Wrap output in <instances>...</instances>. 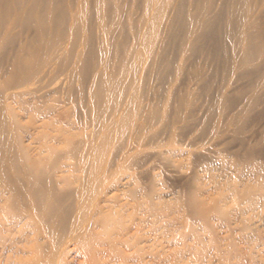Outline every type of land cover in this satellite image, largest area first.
<instances>
[{"label":"bare ground","instance_id":"1","mask_svg":"<svg viewBox=\"0 0 264 264\" xmlns=\"http://www.w3.org/2000/svg\"><path fill=\"white\" fill-rule=\"evenodd\" d=\"M204 137L190 164L237 147L227 192L205 197L193 168L177 172V196L158 195L145 164L175 165L176 144ZM263 157L264 0H0V238L18 234L19 263L63 264L73 244L86 264H153L171 246L154 253L146 220L171 248L197 260L206 240L220 256L212 263L227 264L234 226L264 234L247 212L264 204ZM242 169L251 182L238 180ZM168 207L186 217L191 244ZM215 215L225 220L208 234Z\"/></svg>","mask_w":264,"mask_h":264},{"label":"rangeland","instance_id":"2","mask_svg":"<svg viewBox=\"0 0 264 264\" xmlns=\"http://www.w3.org/2000/svg\"><path fill=\"white\" fill-rule=\"evenodd\" d=\"M17 103H12V106L16 109V110H19V111H17V113H19L18 115H17V117L19 116V117H22V118H24V119H20L19 117H18V119H20V121L23 123V124H28V114L26 113V112H24V111H22L21 109H19V106H18V104L16 105ZM16 105V106H15ZM27 115H26V114ZM199 113V114H198ZM197 114L198 115H201L202 114V111L201 110H198V112H197ZM25 116H27V117H25ZM25 122V123H24ZM262 122H260L259 124H261ZM25 134H29V132H25L24 133V135ZM27 135H25V136H27ZM24 136V138H26ZM187 137H188V135H187ZM210 141H209V139H207V137H204L202 140H201V142L200 143H195V144H190L189 143V140L187 139V138H185V139H183L181 142H180V145L179 144H176V147H179V148H175V149H178V150H174V151H171L170 152V154L169 153H167V154H169V155H173V158L174 159H176V161H177V163H179V164H177V165H180V166H177L176 168H175V166H176V164L175 165H172V166H168V167H166V165H164V164H162L161 165V163H159V161H149V164L147 163V164H145V166H150V165H152V171L155 173V175H159L160 176V178L161 179H159L157 176L155 177V188L157 189V192H158V195L159 194H161V196L162 197H164V198H166V197H174V196H177L179 193H180V191H181V187H180V185H179V183H177L175 180H174V178L176 177V175H177V172L180 170L181 172L182 171H184V172H182L184 175H185V173L186 174H188L189 173V170L191 169V171H194L195 169V173L197 174V177H198V175H199V177H198V179H196L195 180V183L197 184V180H198V184H200V188H201V191H202V193H201V191L198 189V191L201 193V194H203L205 197H213V198H217V196L219 195V193L222 191V190H225V182L224 181H226V179H227V177L228 176H230L231 175V177H233L234 178V175L233 174H235V171H236V167H232V165H228V163H226L225 161L227 160V159H230V157H231V152H233V150L234 149H236L237 147H232L231 149H225V148H223L220 144L219 145H216V146H214L213 148L216 150V157L214 156V154L213 153H211L212 155V157L210 158V157H208V156H206L207 158H205L204 157V159L206 160V159H208V158H210V160L208 161L207 160V162L206 161H204L203 162V160L204 159H202V158H200L201 160H200V162H199V164H197V162H198V160L195 162L196 163V165L195 164H190L191 163V158H189V157H191L190 155H189V152H191V155L193 154V152L191 151L192 149H193V151L194 150H198V149H202L201 151L202 152H204V150H206L205 148H208V146L210 145V143H209ZM179 145V146H178ZM190 145V146H189ZM193 147H192V146ZM204 146H205V148H204ZM186 148V149H185ZM189 151V152H188ZM172 152H174L175 154H173ZM188 152V153H187ZM206 152V151H205ZM217 152H219V153H217ZM172 153V154H171ZM185 154L184 156H183V154ZM220 154V155H219ZM226 156H225V155ZM229 154V155H228ZM175 155V156H174ZM177 155V156H176ZM189 155V156H188ZM223 155V156H222ZM228 156V157H227ZM233 156V155H232ZM179 157V158H178ZM187 157V158H186ZM192 157H193V155H192ZM216 159H215V158ZM226 159H225V158ZM221 160H220V159ZM233 158V157H232ZM264 158V157H263ZM189 159V160H188ZM215 159V160H214ZM261 162H262V160H263V162H264V159H259ZM179 161V162H178ZM182 161V162H181ZM185 161H188V163H189V165H188V163L186 164L185 163ZM215 161V162H214ZM156 162V163H155ZM203 163V164H202ZM225 163V164H224ZM153 164H154V166H153ZM185 166H184V165ZM204 164H206V165H204ZM212 166H211V165ZM164 165V166H163ZM183 165V166H182ZM188 165V166H187ZM225 165V166H224ZM228 165V166H227ZM196 166V167H195ZM199 166V167H198ZM202 166V167H201ZM206 166V167H205ZM222 166V167H221ZM180 167V168H179ZM212 167H214V168H212ZM225 167H227V168H225ZM151 168V167H150ZM156 168V169H155ZM193 168H195L194 170H193ZM202 168V169H201ZM222 168V169H221ZM166 169V170H165ZM169 169V170H168ZM174 169V170H173ZM184 169H186V170H184ZM213 169V170H212ZM234 170L233 172H232V170ZM158 170V171H157ZM198 170V171H197ZM203 170V171H202ZM205 170V171H204ZM229 170H231L230 172H232V173H230L229 172ZM159 172V174L157 173V172ZM174 171V172H173ZM197 171V172H196ZM200 171V172H199ZM228 171V172H227ZM172 172V173H171ZM188 172V173H187ZM212 172V173H211ZM240 172H242L241 174H240ZM245 172V173H244ZM247 172V173H246ZM250 172H251V169H242L241 171H238V173L237 174H240V175H238L237 177H238V180H241L240 182L241 183H248V182H251L253 179H254V176H253V174H254V172L252 171L251 172V175H250ZM263 174H264V169H263ZM261 172V173H262ZM157 173V174H156ZM223 175H222V174ZM209 174H210V176H212V177H210L209 176ZM222 176H221V175ZM227 174V175H226ZM262 174V175H263ZM173 175V176H172ZM216 175V176H215ZM244 175H246V177L244 176ZM172 176V177H171ZM243 176V177H242ZM170 177V179H168ZM205 177V178H204ZM210 177V178H209ZM251 177H253V179L251 178ZM163 178L165 179V180H163ZM173 180H172V179ZM207 178V179H206ZM222 178H224V179H222ZM245 179V182H243L244 180L243 179ZM251 178V179H250ZM264 178V177H263ZM204 179V180H203ZM216 179V180H215ZM159 180V181H158ZM208 180V181H207ZM173 181H174V183H173ZM224 184V186H223V184L221 183V182ZM247 181V182H246ZM209 182H211V184L209 183ZM161 183H162V185H161ZM158 184V185H157ZM163 184H167V185H163ZM171 184V185H170ZM197 184V186H198V188H199V185ZM202 184V185H201ZM174 185V186H173ZM176 185H177V187H176ZM208 185V186H207ZM132 186H134V184L133 183H131L128 187L129 188H131ZM136 186V188H137V192H138V194L139 193H141L142 192V189H143V183L142 182H140L139 180H138V184L137 185H135ZM127 187V188H128ZM138 188H140V189H138ZM221 188V189H220ZM141 190V192H139ZM219 191V192H218ZM205 192V193H204ZM207 192V193H206ZM216 192V193H215ZM222 192H224V191H222ZM225 192H227V190H225ZM165 194V196H164V194ZM216 194V195H215ZM172 195V196H171ZM174 195V196H173ZM213 195V196H212ZM174 199V198H173ZM226 200L227 201H229V198H226ZM170 202H171V200H170ZM172 202H173V200H172ZM258 202V201H257ZM261 202V201H260ZM171 208H172V206H171ZM170 207H168L167 208V213H169V212H171V213H169L168 215H169V220H170V226H180V234L181 235H179L180 236V238H182L183 236L186 238L185 240H187L188 241V243H189V239H191V237H192V234L190 233L189 234V232H186V229H185V227H182L180 224H181V222L182 221H184V222H182V223H185V221L187 220L186 219V217L185 218H181L180 219V217L177 215V214H179V212L180 211H178L177 212V210L176 211H174L175 209H171ZM173 208H175V207H173ZM170 209V210H169ZM252 209H254V210H252ZM172 210V211H171ZM250 210H252V211H247L248 213H249V216H250V219H251V221H257V222H259V223H262V219H264V204H260V203H255L252 207H251V209ZM259 210L261 211V212H259ZM257 213H256V212ZM177 213V214H175V213ZM175 214V216H174V214ZM232 213V216L236 213V211H233V212H231ZM234 213V214H233ZM247 213V214H248ZM253 213V214H252ZM261 213V214H260ZM255 214H256V216H255ZM258 214H260V216L258 215ZM180 215H181V212H180ZM182 215L183 216H185V214L182 212ZM144 216V214H141L140 212L139 213H137L136 214V220H139V218L142 220V219H144L145 217H143ZM174 216V217H173ZM176 216H178L177 218H175ZM255 216V217H254ZM172 217L173 218H175V219H172ZM215 218H213L212 219V222L214 223H212V225L213 226H211V229H208V230H205L208 234L209 233H213L214 235H216V233H219V231H220V229L218 228V226L216 225V224H218V223H220V222H224V220L225 219H223V218H219L220 216H214ZM253 217V218H252ZM215 221V222H214ZM220 221V222H219ZM217 222V223H216ZM142 223H143V225H144V227H143V229H145V231H147L148 233H149V235H150V237H152L153 235L155 236V243L152 245V249H153V251H154V253H157V252H161L164 248H165V250L167 249V247H168V245H170L171 247H172V245H171V243H172V240L170 241L171 243H169V241H166L165 242V240L163 241L162 239L164 238V235H163V231H164V229L163 228H153L152 227V225H150L149 224V222L148 221H146V220H143V221H141V225H142ZM144 223H148V224H144ZM142 225V226H143ZM146 225H149V227H147ZM216 225V226H215ZM236 227V228H235ZM238 226H234V229L232 230V232H231V234L230 235H228V236H230V237H233L234 239H236V240H233V238H232V240L234 241H232V244H230V242L229 243H227V244H225V247H224V249H223V251H224V256H225V258H226V260H225V262L227 263V264H233V263H235V264H264V247H263V245H264V234L262 233L261 235L260 234H256V233H253V232H248L247 230H242V231H240L239 230V227L237 228ZM153 229V230H152ZM155 229V230H154ZM162 229H163V231H162ZM235 229H237V230H235ZM158 230V231H157ZM160 231V232H159ZM204 231V230H203ZM203 232V235L202 236H205V235H207V233L206 232ZM151 232V233H150ZM163 232V233H162ZM12 235H14V238H12V239H10L11 237H12V235L11 234H8L7 235V233L6 232H4V233H2V236H1V238H0V255H3V256H1V258H0V260H2V261H0V264H21V263H19L18 261H19V258L17 257L18 255H19V253L18 252H16L14 249H15V247H14V245L13 244H15V238H16V236L18 235V234H13L12 232H10ZM166 233V232H165ZM202 233V232H201ZM5 234H6V237H5ZM183 234V235H182ZM185 234V235H184ZM186 234H187V236H186ZM9 235H11V236H9ZM153 236V237H154ZM157 236L160 238H157ZM182 236V237H181ZM5 239H4V238ZM183 237V238H184ZM189 237V239H187ZM3 238V239H2ZM182 238V239H183ZM11 241H10V240ZM14 239V240H13ZM17 239V238H16ZM165 239V238H164ZM239 239H241L242 241L244 240V242H242L241 240H239ZM2 240H4V243H3V241ZM7 240H9L10 242H11V245L10 244H8V245H6L7 243H8V241ZM184 240V239H183ZM1 241H2V243H1ZM12 241H14V243L12 242ZM162 241V242H161ZM238 241H240L239 242V244H238ZM253 241V242H252ZM6 242V243H5ZM9 242V243H10ZM168 242V243H167ZM191 242V241H190ZM245 242L249 245H247V244H245ZM258 242V243H257ZM260 242V243H259ZM13 243V244H12ZM161 243H163V244H161ZM252 245H251V244ZM4 245V247H3V245ZM168 244V245H167ZM189 244H191V243H189ZM192 244H193V242H192ZM208 244H211L209 241H208V243H207V241L206 240H204V245L202 244V246H203V248L206 250H208V248H209V250L210 251H213V252H211V253H213V254H211L210 252H208L207 250V253L206 254H204V256H202V257H200V258H198L197 257V260H198V262L200 261V264H201V262H202V264H206V262H208L207 264H216V263H212V261L213 260H215V261H213V262H217V258L219 257V259H220V256H218V254H217V252H216V250L212 247V245L211 246H209ZM235 244V247L232 249L231 247H232V245H234ZM237 244V245H236ZM258 246H257V245ZM71 245V246H70ZM247 245V246H246ZM262 245V246H261ZM72 246H74L73 244H69L68 245V253H67V259H66V261L63 263V264H86V263H84L85 261H84V254L82 253V252H79V250L77 249L76 250V248L75 247H72ZM164 246H166V247H164ZM169 246V247H170ZM208 246V247H207ZM224 246V245H223ZM231 248V251H230V249H229V247ZM237 246V247H236ZM239 246H241V248L239 247ZM251 246V247H250ZM13 247V248H12ZM71 247V248H70ZM170 247V248H171ZM176 247V246H175ZM174 246H173V248L174 249H176ZM207 247V248H206ZM210 247H211V249H210ZM227 247V248H226ZM245 247V248H244ZM248 247V248H247ZM250 247V248H249ZM3 248V249H2ZM163 248V249H162ZM170 248H168L167 250H169ZM173 248H171L170 249V251H168L167 252V250H166V256L167 257H163V256H161V255H157L156 254V257H154V261L152 262L153 264H174L176 261H178V262H176V264H178V263H180V260L183 258V256L184 257H186V255H187V257L186 258H184V259H182V264H190L191 262V264H196V258H192V257H195V253L193 252V251H190V249H188V248H186L185 249V251H187V252H185L184 251V249H181L180 248V250L181 251H177V249L176 250H174ZM237 248V249H236ZM245 250H244V249ZM256 248V249H255ZM8 249H9V251H8ZM156 249V250H155ZM173 249V250H172ZM225 249H226V251H225ZM229 251H228V250ZM235 249V250H234ZM241 249V250H240ZM243 249V250H242ZM248 251H247V250ZM259 249H262V250H259ZM13 252H12V251ZM158 250V251H157ZM165 250H163V251H165ZM179 250V249H178ZM189 250V251H188ZM234 250V251H233ZM238 250V251H237ZM253 250V251H252ZM255 250H256V252H255ZM4 251V252H3ZM8 251V252H7ZM156 251V252H155ZM176 251V252H175ZM228 251V252H227ZM243 251H245L244 253H245V255H244V253H242L241 254V252H243ZM250 251V252H249ZM7 252V253H6ZM9 252H10V254H9ZM15 252H16V254H17V256H15L14 257V254H15ZM182 252V253H181ZM190 254H189V253ZM191 252H193V253H191ZM230 252V253H229ZM237 252V253H236ZM251 252H253L252 254H251ZM263 254V256H262V254ZM81 253V254H80ZM176 254L177 256L175 257V255H173V254ZM180 253V254H179ZM184 253V254H183ZM232 253V254H231ZM238 253H239V255H238ZM247 253H249L248 255H247ZM169 254V255H168ZM193 256H192V255ZM208 254H209V256H208ZM5 255V256H4ZM9 255V256H8ZM73 255V256H72ZM191 256V257H189V256ZM211 255V256H210ZM227 255V256H226ZM234 255V256H233ZM250 255V256H249ZM13 256V257H12ZM82 256V257H81ZM155 256V255H154ZM172 256V257H171ZM197 256V255H196ZM207 256V257H206ZM214 256V257H213ZM247 256V257H246ZM253 256V257H252ZM254 256H256L257 258H258V260H257V258L256 257H254ZM22 257V256H21ZM24 257V256H23ZM71 257V258H70ZM81 257V258H80ZM175 257V258H174ZM177 257H178V259H177ZM182 257V258H181ZM189 257V258H188ZM232 257V258H231ZM233 257H234V259H233ZM237 257H238V259H237ZM243 259H242V258ZM263 257V258H262ZM8 258V259H7ZM69 258V259H68ZM162 258V259H161ZM172 260H170V259ZM192 258V259H191ZM203 258V259H202ZM228 258V259H227ZM231 258V259H230ZM239 258H241L242 259V261H239ZM245 258V259H244ZM16 259V260H15ZM76 259V260H75ZM88 259V258H87ZM169 259V260H168ZM176 261H175V260ZM194 259H195V263H193L194 262ZM200 259V260H199ZM205 259H207V260H205ZM233 259V260H232ZM240 259V260H241ZM249 261H248V260ZM253 259V260H252ZM79 260H81V261H79ZM89 260V259H88ZM191 262H190V261ZM193 260V261H192ZM206 262H205V261ZM209 260V261H208ZM232 260V261H231ZM254 260H256V261H254ZM7 261H9V262H7ZM13 261L15 262V263H13ZM174 261V262H173ZM235 261H237V262H235ZM258 261V262H257ZM4 262V263H3ZM16 262H18V263H16ZM156 262V263H155ZM197 262V263H198ZM210 262V263H209ZM233 262V263H232ZM242 262V263H241ZM249 262V263H248ZM257 262V263H256ZM131 263V262H130ZM88 264H90V263H88ZM199 264V263H198Z\"/></svg>","mask_w":264,"mask_h":264}]
</instances>
